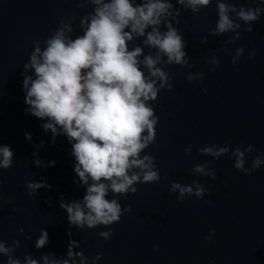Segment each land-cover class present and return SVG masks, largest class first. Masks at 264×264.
<instances>
[{
    "label": "water",
    "instance_id": "95a60500",
    "mask_svg": "<svg viewBox=\"0 0 264 264\" xmlns=\"http://www.w3.org/2000/svg\"><path fill=\"white\" fill-rule=\"evenodd\" d=\"M83 0H0V144L11 145L14 151L12 167L0 169V240L19 239L21 247L15 253L23 259L25 253L34 258L44 252L60 257L66 250L69 237L65 213L58 207L62 193L66 200L80 198L83 186L72 183L74 173L70 146L63 137L56 144L49 143L48 135L39 127L40 121L23 114L21 92L23 70L33 50V39L41 42L50 36L59 20L74 13L71 36L80 34L79 17L91 12L92 5L77 8ZM247 7H255L253 0H228ZM217 19L215 0L198 14L182 11L178 24L191 68L162 65L172 75V90H161L153 104L158 116L156 139L145 152L153 156L161 179L158 183L137 184V192L117 195L123 208L131 212L121 216L111 227L113 234L106 242L99 231L107 228L76 231L71 239L79 242L78 251L92 258L102 254L98 264H264V165L250 175L237 171L230 157L232 148L252 145V156L264 154V14L252 25V32H244L235 44L224 45L231 33L210 36L209 30ZM150 30V29H149ZM207 42L202 44L201 38ZM134 38L129 44L141 46L143 55L155 56V49ZM43 47V45H41ZM237 47L244 52L233 65L232 55ZM256 55L249 59L250 51ZM215 56L219 66L209 72L206 61ZM158 67L161 65H157ZM202 72L203 81L188 83V72ZM32 74V70H28ZM31 134L32 142L25 140ZM44 141V147L34 145ZM227 144L229 154L213 159L201 155L197 148ZM191 145V152L184 149ZM39 159L55 161L51 168H37L32 163V152ZM208 161L215 172L211 180L192 174L195 164ZM247 160L245 167H250ZM46 177L49 190L37 195H26L25 182ZM166 177V178H165ZM209 191L202 199H176L169 191L171 182L190 185L193 180ZM112 193L106 199L112 198ZM49 201L50 207L45 203ZM15 209V210H14ZM24 229V235L18 228ZM41 229H46L49 244L37 250L33 247ZM215 235L205 237L210 230ZM30 236L31 239H25ZM153 245H159L154 250ZM4 258L0 257V264Z\"/></svg>",
    "mask_w": 264,
    "mask_h": 264
},
{
    "label": "clouds",
    "instance_id": "9594fccd",
    "mask_svg": "<svg viewBox=\"0 0 264 264\" xmlns=\"http://www.w3.org/2000/svg\"><path fill=\"white\" fill-rule=\"evenodd\" d=\"M213 0H83L77 8L92 5L91 12L79 17L80 34L74 37V13L69 18H61L57 27L43 42L33 39V50L27 62L22 65L23 114L39 120V127L48 135L49 143L55 145L57 137H63L70 146L76 187L83 186L80 198L66 200L61 193L58 207L66 214L69 237L63 256L50 252L39 258L25 253L23 259L15 255L21 247L19 239L11 242L0 240V257L3 264H98L102 254L89 258L78 251L79 242L71 239L72 229L83 231L99 226L107 228L97 233L108 241L113 234L112 225L119 223L121 216L131 212V207H121L116 198L135 194L137 184L158 183L161 179L154 157L145 150L155 142L158 116L153 104L161 90H172V75L162 65H178L191 68L185 51L187 42L175 25L182 11L198 14ZM255 7L237 5L228 0H215L217 19L209 30L210 36L231 33L224 45L235 44L244 32H252V25L264 14V0H253ZM150 29V30H149ZM143 38L141 44L155 49V56L143 55L141 46L129 49L134 38ZM202 44L207 42L202 37ZM43 45V47L41 46ZM244 52L237 47L231 58L235 65ZM252 50L248 57L252 59ZM211 64L209 72L215 71L219 61L215 56L206 61ZM161 65V66H157ZM32 74H28V70ZM203 73L188 72V83L203 81ZM25 140L32 142L31 134L24 132ZM44 147V141L34 145V149ZM191 145L184 149L191 152ZM256 149L252 145L232 148L230 157L233 167L245 175H250L264 165V154L252 156ZM201 155L217 159L229 154L227 144L197 148ZM32 163L37 168H51L54 160L47 162L32 152ZM14 151L9 144H0V169L12 167ZM250 167H245L247 160ZM192 174H200L211 180L215 172L208 161L195 164ZM166 178V177H165ZM46 177L26 181V195H37L39 190L50 189ZM169 191L177 193L176 199L187 197L202 199L208 189L197 180L190 185L171 182ZM112 193L111 199L106 196ZM51 197L45 200L50 207ZM15 210V209H14ZM19 235L24 229L18 228ZM215 235L212 229L205 237L210 241ZM25 239H31L30 236ZM49 244L46 229H41L33 247L37 250ZM159 250V245H153ZM209 264H216L215 258Z\"/></svg>",
    "mask_w": 264,
    "mask_h": 264
}]
</instances>
